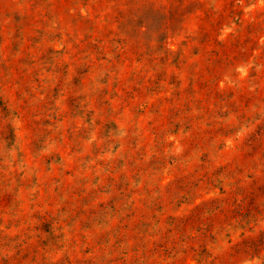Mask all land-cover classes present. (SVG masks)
I'll return each mask as SVG.
<instances>
[{"label": "rangeland", "instance_id": "obj_1", "mask_svg": "<svg viewBox=\"0 0 264 264\" xmlns=\"http://www.w3.org/2000/svg\"><path fill=\"white\" fill-rule=\"evenodd\" d=\"M0 264H264V0H0Z\"/></svg>", "mask_w": 264, "mask_h": 264}]
</instances>
